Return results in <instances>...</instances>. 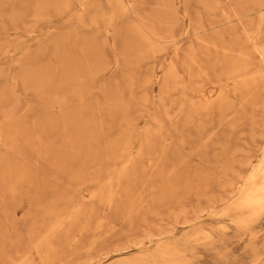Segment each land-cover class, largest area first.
I'll return each mask as SVG.
<instances>
[{"label": "rangeland", "instance_id": "obj_1", "mask_svg": "<svg viewBox=\"0 0 264 264\" xmlns=\"http://www.w3.org/2000/svg\"><path fill=\"white\" fill-rule=\"evenodd\" d=\"M263 53L264 0H0V264H264Z\"/></svg>", "mask_w": 264, "mask_h": 264}, {"label": "bare ground", "instance_id": "obj_2", "mask_svg": "<svg viewBox=\"0 0 264 264\" xmlns=\"http://www.w3.org/2000/svg\"><path fill=\"white\" fill-rule=\"evenodd\" d=\"M108 2V1H107ZM260 3V2H259ZM131 5V4H130ZM261 5H263V4H261ZM123 6V5H122ZM170 8V7H169ZM77 18V17H76ZM256 44V43H255ZM257 45V44H256ZM257 46H259V45H257ZM242 47V46H241ZM256 47V46H255ZM254 46H253V48H255ZM261 47V46H260ZM224 48V47H223ZM257 48V47H256ZM242 49H243V47H242ZM258 49V48H257ZM261 49V48H260ZM147 51V50H146ZM250 51V50H249ZM148 52V51H147ZM241 52V51H240ZM243 52H244V49H243ZM252 53L254 52V50L253 51H251ZM262 52V51H261ZM246 53H248V51H246ZM255 53V52H254ZM253 53V54H254ZM241 54H244V53H240V55ZM256 54V53H255ZM264 54V53H263ZM250 55H251V53H250ZM249 55V56H250ZM260 55H261V53H260ZM244 56V55H243ZM246 57H248V59L252 56H248V54L247 55H245ZM244 56V57H245ZM254 56V55H253ZM239 58V57H238ZM240 58H242V55H241V57ZM236 59V58H235ZM246 59V58H245ZM251 59V58H250ZM253 59V58H252ZM238 60V59H237ZM240 60V59H239ZM238 60V61H239ZM243 60V59H242ZM242 60H240L241 61V63H245V62H242ZM250 61V60H249ZM254 61V60H253ZM264 63V62H263ZM231 64H232V62H231ZM240 64V63H239ZM239 64H238V66H239ZM251 64H253V62L251 63ZM233 65V64H232ZM243 65L244 64H242L240 67H243ZM234 66V65H233ZM232 66V67H233ZM250 66V65H249ZM248 66V67H249ZM239 67V68H240ZM247 67V68H248ZM251 67V66H250ZM244 68V67H243ZM259 68V67H258ZM176 69V68H175ZM233 69H236V68H233ZM233 69H232V72H233ZM262 69H263V67H262ZM245 70V69H244ZM260 70V69H259ZM264 70V69H263ZM263 70H261V72L263 71ZM173 71H174V69H173ZM243 71V70H242ZM258 72V71H257ZM257 72H255V73H257ZM260 72V73H261ZM230 73V72H229ZM241 73V72H240ZM254 73V74H255ZM231 74V73H230ZM232 74H235L234 72L232 73ZM264 74V71L262 72V75ZM257 75V74H256ZM171 76V75H170ZM170 76H168V78L170 77ZM264 76V75H263ZM258 77V76H257ZM246 78V77H245ZM177 80H178V78H176ZM244 79V78H243ZM168 80V79H167ZM242 80V79H241ZM248 80V79H247ZM169 81V80H168ZM256 81V80H255ZM254 81V82H255ZM245 82H247L246 81V79H245ZM243 83V82H242ZM240 84H241V82H240ZM253 84V83H252ZM254 85H255V83H254ZM243 86V85H242ZM241 86V87H242ZM247 86H248V84H247ZM238 87V86H237ZM244 87H246V86H244ZM226 94V93H225ZM224 94V95H225ZM184 95V94H183ZM223 95V96H224ZM81 98V97H80ZM82 99V98H81ZM225 103H226V101H225ZM225 103H223L224 105L223 106H225ZM227 105V104H226ZM223 106H222V108H223ZM228 106V105H227ZM199 112V111H198ZM196 113H197V111H196ZM154 119V118H153ZM188 120V119H187ZM191 120V119H190ZM186 125V124H185ZM187 126V125H186ZM149 128V127H148ZM70 137V136H69ZM264 141V140H263ZM263 143V142H262ZM263 145V144H262ZM261 145V146H262ZM74 149V148H73ZM257 152H259V151H257ZM256 152V153H257ZM64 154V153H63ZM256 158V157H255ZM253 159H254V157H253ZM252 162V161H251ZM249 164V163H248ZM252 164V163H251ZM251 166V165H250ZM8 168V167H7ZM245 168V167H244ZM243 168V169H244ZM249 169V168H248ZM248 171V173L246 174L245 173V175L242 173V175L243 176H239L240 178H238L239 180H238V182L236 183V184H233V186L234 185H236L237 186V184H238V196H237V201H236V203H235V206H236V208L237 209H240V210H245V211H249V212H251L253 215H259L260 213H262V212H259V210H258V205H259V203H260V201H261V198H264V150H263V152H262V154H261V156H260V159H258V161L256 162V164H253L252 166H251V168L249 169V170H247ZM240 174V173H239ZM106 185V184H105ZM109 186V185H108ZM232 186V185H231ZM234 188V187H233ZM233 188H231V189H233ZM231 192V191H230ZM229 192V193H230ZM234 192H237V191H234ZM233 192V193H234ZM232 195V194H231ZM235 195V194H234ZM234 207V206H233ZM49 211V210H48ZM222 215V214H221ZM257 217V216H256ZM259 217V216H258ZM73 222V221H72ZM82 236V235H81ZM78 243V242H77ZM157 246V245H156ZM165 258V257H164ZM168 258V257H167ZM47 259V258H46ZM153 260V259H152ZM112 261V260H111ZM114 262V261H113ZM176 263V262H175ZM156 264V263H155ZM177 264V263H176ZM180 264V263H179Z\"/></svg>", "mask_w": 264, "mask_h": 264}, {"label": "clouds", "instance_id": "obj_3", "mask_svg": "<svg viewBox=\"0 0 264 264\" xmlns=\"http://www.w3.org/2000/svg\"><path fill=\"white\" fill-rule=\"evenodd\" d=\"M259 212H264V198H261V201L258 205Z\"/></svg>", "mask_w": 264, "mask_h": 264}]
</instances>
